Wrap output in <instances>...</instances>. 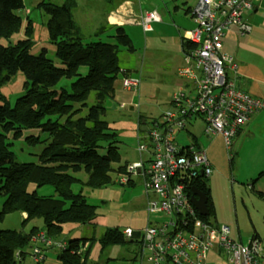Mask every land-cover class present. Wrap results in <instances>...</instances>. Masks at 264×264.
Listing matches in <instances>:
<instances>
[{
    "label": "trees",
    "instance_id": "1",
    "mask_svg": "<svg viewBox=\"0 0 264 264\" xmlns=\"http://www.w3.org/2000/svg\"><path fill=\"white\" fill-rule=\"evenodd\" d=\"M77 4L78 0H67L61 6L46 2L38 5L49 16L48 37L56 46V57L66 63V68L55 67L44 51L36 56L30 53L35 32L30 20L25 39L15 45L0 43V89L18 72L31 83L12 109L1 103L0 95V193L6 195L0 209V224L13 212L26 214L24 224L35 219L43 221V228L34 226L29 232L0 229V264H26L27 256L32 254V239L40 233L58 242L65 224L94 223L98 207L90 204L81 190L75 192L74 185L101 190L116 183L112 174L118 177L127 174V165L114 167L121 160L118 135L112 132L103 116L107 104L114 101V83L122 72L120 53L134 54L136 50L132 39L121 28L112 41L85 43L81 28L74 20ZM24 8V0H0V42L20 31L23 20L17 12ZM184 47L187 52L194 45L186 42ZM81 68L88 70L86 75L79 73ZM73 78L76 81L70 92L55 89L63 79ZM143 119L147 120L140 117V121ZM33 130L40 133L28 135L24 140L31 145L45 142L47 145L38 164L19 162L11 141L20 140L23 132ZM42 133L48 135L44 141H41ZM81 172L86 174L85 180L78 176ZM31 186H51L56 197L39 196L37 190H30ZM193 188L208 197L210 215L203 219L210 221L216 212L210 187L206 180H199ZM189 193H193L191 188ZM253 238L259 239V236L255 234ZM93 240L95 237L64 240L67 246L57 251V261L89 264L91 245L83 247ZM98 241L101 250L132 242L119 228L106 230Z\"/></svg>",
    "mask_w": 264,
    "mask_h": 264
},
{
    "label": "rangeland",
    "instance_id": "2",
    "mask_svg": "<svg viewBox=\"0 0 264 264\" xmlns=\"http://www.w3.org/2000/svg\"><path fill=\"white\" fill-rule=\"evenodd\" d=\"M67 0H24V9L17 14L22 18L23 25L19 32L15 33L9 40H1L3 45H15L19 40L25 39V29L27 21L33 22L34 36L33 46L30 49L32 55H39L43 51L57 68H66V63L56 57V46L50 41L47 31L49 16L38 5L42 2L54 5H63ZM88 0H78L77 7L74 8V20L81 28L84 42L107 40V34L102 33L97 36L98 26L105 22L104 9L101 12ZM140 43H142L139 38ZM135 47L137 43L134 42ZM137 48V47H136ZM136 53V51H135ZM134 54L126 52L120 53V67L127 70V75L131 78L140 77L142 92L138 93L134 101V109L127 108L113 109L112 105L107 104V112L103 119L107 121L112 132L117 133V145L121 156L120 162L114 165L115 168L124 166L129 161H140L141 156L138 151L139 137L143 135L138 123L140 117L147 120L157 118L167 109L165 98L177 90L174 80L168 74L165 78L162 74L164 69H154L149 67L148 62H142V56L134 58ZM143 53V50H142ZM88 70L81 68L79 73L86 75ZM138 73V74H137ZM142 74V75H140ZM122 73L119 74L121 78ZM179 78V77H178ZM175 79V78H174ZM76 81L73 79H63L55 88L66 89L70 92L71 85ZM31 86L30 80L22 73L18 72L0 89L3 97L2 104L7 109H12L19 98L27 93ZM204 124L195 123V126L188 127L187 131L181 133L178 138L183 144L193 143V139L187 135L193 134L197 138L198 145L206 150L207 156L212 164L214 173L205 178L206 183L211 189L212 201L216 208L214 217L210 221L230 228L231 238L242 241L247 245L257 234L259 241L264 248V125L256 126L255 129L244 128L243 132L231 141L227 146L225 139L221 135L208 137L204 133ZM2 128L0 126V133ZM40 133V132H39ZM37 131H25L20 140L13 142L12 150L17 160L24 163H39V156L46 147L45 143L31 145L24 139L28 135L37 136ZM47 134L42 133L41 141L46 140ZM105 147L108 144H104ZM106 152V150H105ZM101 154H105L100 150ZM262 172V173H261ZM262 174V177L260 176ZM82 180L86 179V174L81 172L78 175ZM112 174L116 181L127 179L126 183L118 180L103 189L111 193L110 198L101 196L100 190H92L87 186L74 185L75 192L82 191L90 204L96 205L98 211V221L95 224L77 225L67 223L61 235L56 241L65 239H83L95 237L91 244L86 243L85 248L91 245L89 253V264H136L134 258L138 257L140 250L139 244L135 241L123 245H112L101 250L98 239L110 228H119L124 231L132 228L135 232L143 231L151 221L159 219L160 214H150L147 211V199L145 194V184L141 176L123 174ZM134 181V183L131 181ZM30 190H37L39 196L56 197L55 191L51 186L37 188L31 186ZM6 200V195L0 193V209ZM23 212H13L7 214L0 224V229H11L29 232L34 226L43 228V221L35 219L24 224ZM26 215V214H25ZM23 216V217H22ZM83 246V245H82ZM53 247V245H52ZM84 248V249H85ZM57 248L47 249L45 255L50 264L57 262ZM140 262V260H139ZM26 264H34L27 256ZM207 264H229L225 256L218 254L214 249L208 252Z\"/></svg>",
    "mask_w": 264,
    "mask_h": 264
},
{
    "label": "built area",
    "instance_id": "3",
    "mask_svg": "<svg viewBox=\"0 0 264 264\" xmlns=\"http://www.w3.org/2000/svg\"><path fill=\"white\" fill-rule=\"evenodd\" d=\"M262 2L198 0L194 7L196 27L187 35L194 47L185 52L187 66L180 73L196 84L195 94L188 96L180 88L171 96L168 111L146 120V129L139 137L141 159L126 167L128 174L144 180L148 213L161 216L139 231L141 264H206L212 249L224 255L229 264H264V248L258 239L253 238L247 245L233 240L229 227L207 221L199 214L189 191L194 183L210 177L213 168L206 150L192 143L182 144L178 138L192 120L201 119L208 137L221 135L230 146L250 117L263 108L262 100L238 89V65L223 52L226 32L232 26L242 34L247 32L245 17ZM159 21L156 12H144L138 19L145 32ZM140 85L138 78L123 80L124 89L132 93L138 92ZM119 182L126 183L127 179ZM135 233L130 228L123 231L127 240ZM32 242L30 258L35 264L45 261L47 249L63 250L67 246L43 233ZM16 257L20 260V253Z\"/></svg>",
    "mask_w": 264,
    "mask_h": 264
},
{
    "label": "crops",
    "instance_id": "4",
    "mask_svg": "<svg viewBox=\"0 0 264 264\" xmlns=\"http://www.w3.org/2000/svg\"><path fill=\"white\" fill-rule=\"evenodd\" d=\"M88 1L95 6L92 8H98L100 12L101 8L104 9L103 13L105 16V22L100 25V27L98 26V36L102 33H106L108 36L106 41H112L116 36L117 30L119 28L123 29L132 39L133 45L134 42L137 43V48L134 45L136 50L134 58H137V61L138 56H142V62H148L149 67L154 69H164L162 74L165 78L168 74L172 75L170 78L171 80H174V84L178 87L174 92H177L180 88H184L188 96L195 94L196 84L192 80L187 79L186 76H183L180 72L187 66L184 45L186 42H189L187 39L188 33L196 27V23L193 18V10L198 0ZM144 12H156L160 17V21L153 23L151 25V30L146 32L144 31L142 25L138 22L139 17ZM245 22L249 27L247 32L242 34L235 26H232L226 32L223 39V52L232 56L238 65V74L236 75V84L238 89L251 95L252 97L262 100L264 103V2H262L251 14L245 17ZM97 32L95 34H97ZM139 38L142 43H140ZM98 40H102V36L98 37ZM121 73V78L118 76L114 83L115 97L114 101L110 105H112L113 109H117L118 106L121 108V106L124 105L126 108L129 106L130 109L133 110L134 101L137 98L138 93L141 94L142 92V84L136 93L125 90L123 87V80L125 77H131L127 75L126 69H122ZM134 78H136V76ZM138 79H140V77H138ZM173 93L165 98V102L168 106L166 111L171 108V96ZM199 120L203 123L201 119L192 120L188 127H194L195 123ZM138 124L140 131H145L141 121H139ZM262 125H264V106L259 112L250 117L237 136L243 132L245 127L252 130L255 129L256 126ZM186 132L188 131L186 130ZM188 138L193 139L194 145L200 147L197 143L195 135L189 133L187 135V139ZM180 143L182 142L180 141ZM136 162L138 161H129L126 162L127 164L125 165ZM128 175L131 176L137 174ZM131 181L134 182L132 179ZM100 192L103 198L104 196L109 198L111 196V193L108 190L101 189ZM22 214L25 218V213ZM98 218L99 215L94 221L95 224L97 223ZM135 242H137V240H135ZM134 261H138L136 264H141V262H139V256L134 258ZM57 262L58 263L56 264H60L59 261ZM45 263L50 264L47 257L45 259Z\"/></svg>",
    "mask_w": 264,
    "mask_h": 264
},
{
    "label": "water",
    "instance_id": "5",
    "mask_svg": "<svg viewBox=\"0 0 264 264\" xmlns=\"http://www.w3.org/2000/svg\"><path fill=\"white\" fill-rule=\"evenodd\" d=\"M141 123L144 126L143 129L145 130L146 129V127H145L146 120L143 119L141 121ZM192 190H193V196L191 198V201L194 204V206L196 207V209L198 210L199 214L202 216H205V217L209 216L210 213H209V209L207 207L208 197L204 193L196 190V188H192ZM139 237H140L139 232H136L135 236L131 239V241L133 242V241L139 239Z\"/></svg>",
    "mask_w": 264,
    "mask_h": 264
}]
</instances>
